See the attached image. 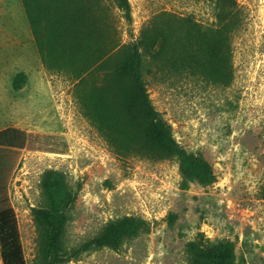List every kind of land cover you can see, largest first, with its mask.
Here are the masks:
<instances>
[{"label": "rangeland", "instance_id": "obj_1", "mask_svg": "<svg viewBox=\"0 0 264 264\" xmlns=\"http://www.w3.org/2000/svg\"><path fill=\"white\" fill-rule=\"evenodd\" d=\"M235 2L229 53L218 0H129L131 21L120 0H0V131L27 134L0 146V212L26 264H196L224 244L221 264H264V0ZM119 68L157 111L148 139Z\"/></svg>", "mask_w": 264, "mask_h": 264}, {"label": "trees", "instance_id": "obj_2", "mask_svg": "<svg viewBox=\"0 0 264 264\" xmlns=\"http://www.w3.org/2000/svg\"><path fill=\"white\" fill-rule=\"evenodd\" d=\"M29 1L30 0H22L25 7H28ZM218 5L223 8V10L227 11V15H231V17L223 23L220 31L221 35H224L225 37L226 50L231 53L232 49L230 43L237 30L241 27V15L236 8L235 0H218ZM120 7L123 9L126 19L131 21L132 15L129 0H120ZM109 75L115 78L128 75L129 84L119 93L122 100L123 112L132 126H136L138 117L144 119L146 132L142 135L148 139L149 132L147 130L150 128L154 129L152 122L153 120L158 119L157 111L155 110L147 89L142 81L141 74L138 71L127 74L125 68H119L111 72ZM98 127L100 130L103 129L102 125H99ZM26 143L27 134L23 131L17 129L0 131V146L4 149H21L25 147ZM60 153L63 154L65 152ZM114 233L116 236L118 235L117 230ZM109 240L110 237L104 235L95 238L93 243L108 244L110 243ZM51 246V249L54 250V242L51 243ZM0 250L3 264H26L22 252L16 218L11 209H5L0 212ZM229 255L230 247H228V244L218 245L212 250L199 253L196 258V264H221L224 260L229 258ZM60 259L61 258L58 256L49 258L48 252H44V259L41 264H55Z\"/></svg>", "mask_w": 264, "mask_h": 264}]
</instances>
